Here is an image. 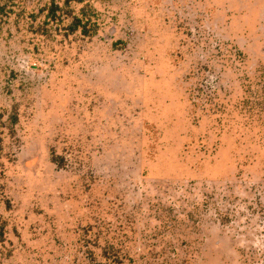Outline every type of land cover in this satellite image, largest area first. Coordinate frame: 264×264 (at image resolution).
I'll list each match as a JSON object with an SVG mask.
<instances>
[{"label":"rangeland","instance_id":"rangeland-1","mask_svg":"<svg viewBox=\"0 0 264 264\" xmlns=\"http://www.w3.org/2000/svg\"><path fill=\"white\" fill-rule=\"evenodd\" d=\"M54 1L0 0V264H264V0Z\"/></svg>","mask_w":264,"mask_h":264},{"label":"trees","instance_id":"trees-1","mask_svg":"<svg viewBox=\"0 0 264 264\" xmlns=\"http://www.w3.org/2000/svg\"><path fill=\"white\" fill-rule=\"evenodd\" d=\"M66 2L69 3H76V4H82L83 0H66ZM60 10V7L56 4V2L53 0L52 4L50 7H48V14L47 18L49 19H54L57 16V12ZM85 8H82L80 10L81 16H73V21L72 23L68 26L69 31L74 34L78 31L81 32L83 36H88L89 30L87 29V24L90 23V18L89 16L85 15ZM86 20V21H85Z\"/></svg>","mask_w":264,"mask_h":264}]
</instances>
